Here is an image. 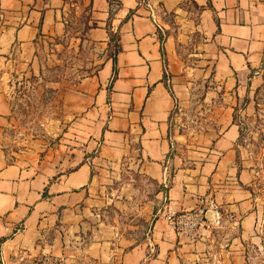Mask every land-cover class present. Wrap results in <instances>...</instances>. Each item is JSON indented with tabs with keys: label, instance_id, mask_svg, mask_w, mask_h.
Here are the masks:
<instances>
[{
	"label": "crops",
	"instance_id": "crops-1",
	"mask_svg": "<svg viewBox=\"0 0 264 264\" xmlns=\"http://www.w3.org/2000/svg\"><path fill=\"white\" fill-rule=\"evenodd\" d=\"M56 52L85 70L56 141L9 150L11 80ZM263 83L264 0H0V264H246L264 210L238 113ZM206 198L223 223L195 242L161 217Z\"/></svg>",
	"mask_w": 264,
	"mask_h": 264
},
{
	"label": "rangeland",
	"instance_id": "rangeland-1",
	"mask_svg": "<svg viewBox=\"0 0 264 264\" xmlns=\"http://www.w3.org/2000/svg\"><path fill=\"white\" fill-rule=\"evenodd\" d=\"M60 54L56 52L49 61L44 60L38 76L11 80L13 101L7 149L24 148L34 142L55 143L60 132L55 122L58 95L85 75L84 68L78 66L80 62L73 59L76 56L68 54L60 61L57 57ZM250 99L251 106L238 113L242 119L238 146L246 160L255 166L257 203L264 210V83ZM246 264H264V245L250 246Z\"/></svg>",
	"mask_w": 264,
	"mask_h": 264
},
{
	"label": "built area",
	"instance_id": "built-area-1",
	"mask_svg": "<svg viewBox=\"0 0 264 264\" xmlns=\"http://www.w3.org/2000/svg\"><path fill=\"white\" fill-rule=\"evenodd\" d=\"M149 16L160 31L162 29L161 24L151 8ZM161 217L174 229L178 237L184 238L189 242H195L199 239V229L202 226L219 229L223 223L220 206L212 198L200 201L195 209L189 211L178 212L170 207H165ZM226 220L231 221L232 218L227 216ZM34 264H59V261L49 256H43L36 259Z\"/></svg>",
	"mask_w": 264,
	"mask_h": 264
}]
</instances>
